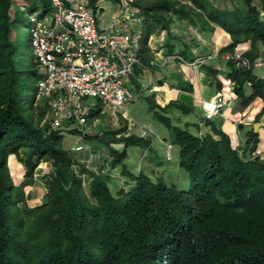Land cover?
Segmentation results:
<instances>
[{"label": "trees", "instance_id": "obj_1", "mask_svg": "<svg viewBox=\"0 0 264 264\" xmlns=\"http://www.w3.org/2000/svg\"><path fill=\"white\" fill-rule=\"evenodd\" d=\"M11 6V0H0V264H264V162H241L229 150L228 137L212 124L218 139L185 138L187 156L181 158V168L188 178L187 188L164 184L158 190L141 172L126 205L138 220L122 217L113 204L117 195L110 191L111 177L86 169L69 155L60 134L39 126L46 108L37 107L36 122L25 116L33 73L27 63L29 33L24 31L17 44V28L23 22L11 14ZM134 6L144 24L140 53L145 63L151 52L146 39L157 24H165L169 12L192 26L227 32L231 43L219 55H234L239 44L249 43L246 55L252 61L258 46L264 45V0H239L228 9L216 7L211 0H186L183 5L174 0H134ZM43 8L49 9L47 1ZM224 61L228 70L221 74L234 83L241 105L247 107L256 98L264 101V78L233 59ZM203 70L214 78L219 72L208 65ZM216 85L220 91L222 84ZM171 107L162 111L168 113ZM187 109L184 105L181 111ZM154 118L170 123L166 115L156 113ZM105 134L110 132L103 139H92L105 141ZM246 134L247 144L255 145L258 134L252 128ZM126 140L132 146H148V141L136 136ZM124 154L113 151L114 167L134 178L123 163ZM10 156L22 166L20 185L11 176ZM73 164L89 181L93 201L82 191ZM26 187L46 192L39 206L28 207L31 193H25ZM155 193V205L148 210Z\"/></svg>", "mask_w": 264, "mask_h": 264}, {"label": "clouds", "instance_id": "obj_2", "mask_svg": "<svg viewBox=\"0 0 264 264\" xmlns=\"http://www.w3.org/2000/svg\"><path fill=\"white\" fill-rule=\"evenodd\" d=\"M46 1L49 5V0H46ZM107 1L109 2V5L102 4L98 12H96V10L94 9V12L96 14V21H98V23H100V21H102L103 23L105 22L104 19H101L98 17V14H104L106 11V7H110L111 3L109 0ZM133 1L134 0H132V3ZM11 2L13 5V0H11ZM78 2L80 1L78 0ZM119 4H120V1H119ZM38 5L39 4H37L35 10L34 8L30 9V11H32L30 13L31 15H33L36 12ZM21 7H24L25 10L24 11L21 10ZM18 8L20 11L24 13L27 11V6L25 5H18ZM49 8H50V5H49ZM132 8L137 9L136 7H133V6ZM11 11H12V6L10 8V12ZM40 11H49V9L48 10L44 9L42 5V8ZM40 11H37V13ZM118 11H116L115 13H117ZM139 16H140V12L138 14V21L136 22V24L141 23ZM172 16H175V15L173 13H170L169 17L174 19ZM112 18L110 19V22L108 24H104V25L107 26L111 24ZM21 27H23L22 24H20L17 30H19ZM26 27H28V33H29L30 19L28 20V25ZM140 27L142 26L139 25L135 27L134 30L138 28L139 34L141 36ZM211 32L213 33L214 30ZM195 36L196 35H194V37ZM29 38H30V34H29ZM141 40H142V37L140 41ZM185 41L189 43L191 39L190 40L185 39ZM230 41H231V37H230ZM228 44L229 43H227L226 45ZM142 46L143 45L141 44L140 49L135 53L136 54L135 58L137 59V62L135 63L126 62L125 63V67L129 68L131 71L130 74L127 75L128 80H129V82L126 84L127 85L126 92L128 93V98H129L127 105L117 110L106 109V107L103 105L102 99L100 98H95L97 100V103L93 104L95 106L94 113L91 114L89 120H94V121L97 120L96 122L98 123L100 121V119L98 118L99 114H109L108 119L110 123L108 124L110 125L109 129L113 128L112 130L114 131V136L112 137L113 140L108 141V139H106L105 141H98V140L92 139L93 137H100V139H103L104 133L108 132L106 130L104 131L103 129H97L94 126L90 130V132H88L84 137H81L80 131L77 128H74L72 126L68 127L67 125H65L57 130H51L50 128L51 113L48 110L47 101L43 97H41V95L38 93V88H37L38 83L35 88L36 89L35 98H40L42 100V105L46 108L45 115L42 118L41 122L39 123V126L41 128H47L48 133L56 132L60 134L62 137H64V135L76 137V143L72 147L68 148L67 145L65 146L66 150L69 152V155H73L76 158V161L79 163H82L86 169L90 168L96 174L109 175L111 177L112 183L113 181H116V179H113V178L118 177L120 180V183H121V180H123L126 185L125 188L118 189L116 192H113L114 194L111 192L113 196L117 195L113 204L115 205L117 211L121 214L122 217L130 219L135 222L136 220H138L136 212L133 209H127L126 205H127V201L130 199V196H131V191H132L131 189L137 184L138 178H135V177L138 176L141 172H144V170L141 169V166H144L146 168V165L149 163L153 165V167L151 165L148 166L152 174L148 175L147 173L145 172L144 173L148 175L151 180L154 181L153 185L157 186L158 190H160L164 186V184H165V187H177L178 189H186L187 184H188V178H187L186 173L184 172L185 178H180L181 174H175L174 176V174H172L173 167L175 166L179 168L181 171H183L181 168L182 166L181 158L187 156V153L185 152V149L187 148V145H185L186 144L185 138L187 136L198 138L201 141L205 139L207 136H212L215 139H218V135L212 129V124L217 125L220 131L228 137L229 150L233 152L241 162L257 163L260 165L264 162V158H262V155L264 154V148H261V149L259 148V145L262 144L261 137L264 135V130L259 133L260 128L264 127V123L261 122V120L264 118V112L262 113V110L264 108V101L262 99L260 98L255 99V100L257 99L261 100L263 103V108L261 109L259 113L255 114V116L253 115L248 116L246 115L245 112L241 113L242 111H244V109H246V112H248L249 110L248 106L243 107L241 105V101L239 100L238 96L235 93L234 83H232L229 79H227L223 74L219 72L216 75V83L217 81H219L222 84L221 90L218 91V93H216L213 97L202 100L199 103V110L197 112L194 110L195 107L192 105V97L190 96L189 92L183 91L182 86L178 87L179 85L178 79L175 80L176 87H172L170 89L172 91H176V93L174 94L175 97L173 99H169L168 97H165L163 99L162 95L160 94L161 92H163L164 95L165 93H167L164 91H160V88H162L164 85H167L166 82L168 80V77L163 72H166V69H165L166 67H170V65H173V64H177L179 66L181 64H185V68L187 67L188 69H191V68L199 69V68L206 66L205 64L207 62L221 58L222 60L233 59L238 65L236 54L240 53L242 58L247 62V64L238 65V66H241L246 69H250V68L251 69H261V68L264 69V61L262 62L261 58H255L254 60L251 61L247 57L246 53L247 51H249V43L239 44L234 50V55L228 54V53L219 55V51L221 50L220 49L218 51H215L213 54H210L208 58L203 57L201 60H199L198 58L195 57L194 61L192 62H187L186 59L181 54L180 50H177L169 54L159 53L155 57V60H152V61L149 60L147 63H145L142 60V54L140 53ZM245 46H248V48H246ZM148 47L151 51L150 54L155 53L154 51L151 50L150 45H148ZM29 49H30L29 52H32L30 45H29ZM172 55H177L179 58L176 60L167 59L168 57ZM32 61L34 63L35 72L38 73L37 68L35 66L33 55H32ZM256 63H260V65L256 66ZM156 70H157L156 75H154L155 74L154 71ZM146 71L149 72L147 76H146ZM227 85L231 86L232 89L230 91L225 92V88ZM180 94H185L189 96L191 98V103L187 104L185 102L180 101L179 99ZM92 98L94 97H89L88 101L89 99H92ZM147 98L150 99L149 107L152 109L151 110L152 118L155 121L160 123V125H155V126H158L159 128L162 125L166 129H160V130L155 131L149 125H141V124L138 125L134 123L133 120L128 116V107L130 105L138 102L139 100H145ZM220 99L222 100V105L219 107L216 113L206 108L205 106L206 103L217 104V102ZM255 100L253 102H255ZM233 101L239 102L238 107H237L239 109L235 107L232 109V107L234 106L232 104ZM40 105L41 104L37 105L36 109ZM169 105L172 106L171 110L168 113H164L162 110L168 107ZM184 105L188 107V109L185 112L181 111L183 110ZM227 110L230 111L229 115H227L226 113ZM236 110L238 111L236 112ZM170 112L175 117L173 118L170 117L169 116ZM37 113H38V109H37ZM156 113H159L161 115H166L170 119V123L165 124L155 119L154 115ZM224 115L227 116L228 118L234 115H239V118H236L237 122H235L233 119H226ZM243 116H245V118L252 119V121L250 123H245L241 121V117ZM258 116L259 118L257 119ZM30 118L35 121L33 116ZM217 119H219L220 121H216ZM228 121L230 122L231 126L235 127L236 137H230L226 132L223 131L224 124L225 122H228ZM252 122L253 123L255 122V123L251 124ZM255 125L258 126L256 131L254 129ZM189 126H191L192 128H190ZM245 127H247L249 130L252 128L253 133L258 134V141L256 142L255 145L247 144V137H246L247 134L246 133L249 130L244 132ZM207 128H210L209 132L202 131ZM105 136L107 135L105 134ZM131 136H136L139 140L148 141V146H143L139 143L138 144L136 143L135 146L128 144L126 139ZM88 139L97 141L101 145V152L99 154L95 153L93 150L95 146L94 142H93V146H90L89 144H87ZM105 142H109V144L106 145ZM62 143L64 145V139ZM78 147H81V150H77ZM134 150H138V152H141L138 165H135L130 160L131 153ZM113 151L117 152L119 155H122L123 153H125L124 158L121 156L123 159V163L128 165V167L132 166L134 169L136 168L135 175L133 173V170H129L133 174L134 178H129L125 176L124 174H122L118 166L114 167V158L116 157L113 155ZM142 161H145V163H141ZM88 162L92 163L93 169L88 166ZM94 165H97L98 168L96 169ZM72 169L75 175L77 177H80L82 191L91 201H93L92 197H90L89 181L86 180L87 178L85 174H81V170H82L81 167L77 164H73ZM116 170H119L120 175ZM117 186L118 185H116L115 187L110 186V191L111 190L113 191V189L117 188ZM156 199H157V194L155 193L148 203V210H151L154 207ZM118 202H121V204H119ZM108 246L110 247V249H113V245H108ZM225 258H227L226 254H224L223 256V259Z\"/></svg>", "mask_w": 264, "mask_h": 264}, {"label": "built area", "instance_id": "obj_3", "mask_svg": "<svg viewBox=\"0 0 264 264\" xmlns=\"http://www.w3.org/2000/svg\"><path fill=\"white\" fill-rule=\"evenodd\" d=\"M119 1L121 8L107 26L96 21L94 12L102 4L109 5L107 0H96L92 9L78 0H72V6L49 0V11L30 16V48L41 74L37 88L47 101L51 130L67 125L77 128L81 137L90 132L93 124L89 118L95 106L89 103V97L102 99L106 109L127 105V75L131 71L125 63L137 62L135 53L140 49L141 36L138 28L133 30L139 11L132 8V0ZM178 58L172 55L167 59ZM236 59L238 65L247 64L240 53ZM221 105V99L217 104H205L214 113Z\"/></svg>", "mask_w": 264, "mask_h": 264}, {"label": "rangeland", "instance_id": "obj_4", "mask_svg": "<svg viewBox=\"0 0 264 264\" xmlns=\"http://www.w3.org/2000/svg\"><path fill=\"white\" fill-rule=\"evenodd\" d=\"M23 1H24L25 4H27V11L25 13L19 10L18 5H17V0L13 1L12 11H11V14H16L18 16L19 20L23 22L22 23L23 27H21L18 30V34H19L18 38H19V40H18L17 44H20V42L22 40V34L24 33V31L27 30V33H28V27H26V26L28 25L29 16L31 15L30 13L32 12V11H30V8H29L32 0H23ZM45 1L46 0H36V1H34V4H33L34 10L36 9L37 4H39L38 8H37V10H36V12L34 14H36L37 11L41 10L42 5L44 4ZM67 1L71 2L72 0H67ZM174 1H176L177 3H179L181 5L186 3V0H174ZM211 1L216 7H219L221 9L231 8L233 3H235V2H237V4L239 3V0H211ZM109 8L110 7H106L105 13L104 14H98V17L101 18V19H104V20H110L113 17V15L115 14L114 12L116 10V7H111L110 9ZM172 17L176 18V16H172ZM127 22H130L131 25L134 26L133 21L129 20ZM139 25L143 26L144 24L143 23H137L134 26V28L139 26ZM168 25H170L171 27L175 26L174 27V29H175L174 32H171L172 28L169 27V30H170L169 34L173 35V36H175V35L181 36V38L183 40L181 42H183V43L185 42V40H184L185 37H188V38H185L186 40H190L192 38L193 34H191V32H192L191 28L193 26L192 25L190 26V24H188L187 21H182V22L177 21L176 22V21H170V20L165 19V24H164V22L162 24H157L156 25L157 31H154V33H152V35L148 36L147 39H146V44L150 45L151 46V50L154 51L155 53L157 52L156 46L160 44L161 38L164 35L163 33L161 34V30H159V29H161L162 27H166L165 29H167ZM149 26H150V28H152L154 26L153 22L149 23ZM134 28H133V30H134ZM140 28H141V30L143 29V27H140ZM217 30H219V29H217ZM198 33H200L199 29H198ZM212 34H214V32ZM203 37L206 39L205 43L208 44L210 42V40H211V35L206 33V34L203 35ZM142 41H143V38H142ZM142 41H140V42L142 43ZM28 43L30 45V38H29V42ZM210 44H212V45L208 48V50H203L202 49L201 52H199V51L197 52L196 50H194L193 54L196 55L195 57L198 58L199 60H201L203 57L208 58V56H210V54H213L215 51L220 50V47H224L225 46L224 45L225 43H222L223 45L217 44L216 41H215V38L213 39L212 42H210ZM261 51H262V52H260V55L262 56L261 57V61L263 62L264 61V47L261 48ZM18 52H19V54L21 53V49H20L19 46H18ZM32 55H33V53L30 52L29 56L27 57L28 58V62L27 63L29 64V69L33 73L30 74L29 82H28V84H29L28 86H29V91L30 92H29V95H28V102H27V104H25L26 109H28L27 112L25 113V116L28 119L33 116V118L35 119V122H36L37 121V109H36V106L39 105V104H42V100L40 98H35V91H36L35 88H36L37 83L41 79V74L37 73V72H35V74H34V71H32V69H31L32 68V64H31ZM180 57H182V56H180ZM180 67L181 68L182 67L185 68V64H181ZM254 73L257 76H260L262 74V71L260 69H255ZM178 79H179V83L183 84L182 80L180 78H178ZM171 92H174V91H171ZM164 96L167 97L168 96V92L165 93ZM257 100L255 101V103L253 102L250 106H248V108H249L248 112H246V109H244L243 113L245 112L246 115H248V116H251V115L255 116L254 111H256V114L259 113L261 111V109L263 108V103L259 101L260 104H258ZM30 102H33V104H31L32 108H29L30 105L28 103H30ZM89 103L96 104L97 100L95 98L89 99ZM149 104H150V99H148V98L145 99V100H139L138 102L133 103L132 105H130L128 107V116L133 120L134 123H136L138 125L139 124H141V125H149L155 131L160 130V129H166L162 125L159 128H158V126H155V125H160V123L155 121L152 118V112H151L152 109L149 107ZM259 106L261 107V109L260 110H255L256 107L258 108ZM237 111L238 110H236V112ZM227 112H228V110L226 111V113ZM229 114H230V111H229L228 115ZM108 116H109V114H99L98 118L100 119V121L97 123L94 120H90V123L93 124V126L96 127L97 129H103L104 131L105 130L106 131L110 130L109 131L110 134L107 135V138L109 139V138L113 137L114 131L112 130L113 128L109 129L110 125L108 123H110V122H109ZM169 116L172 117V118L175 117L173 114H171V112H170ZM262 120H261V122H262ZM182 121H183V119H182ZM216 121H220V120L217 119ZM241 121H243L245 123H250L252 121V119H248V118H245V116H243V117H241ZM254 123L252 122L251 124H254ZM181 125H183V124H181ZM189 127L192 128L191 126H189ZM247 130H249V129L247 127H245L244 128V132H246ZM263 130H264V127H261L260 130H259V133L262 132ZM63 139H64V146L67 145L68 148L72 147L76 143V137H74V136L64 135ZM261 139H262L263 145L262 144L259 145L260 149L264 148V137H261ZM93 142L95 143V146H94L93 150H94L95 153L99 154L101 152V145L97 141H94L92 139H88L87 140V144H89L90 146H93ZM140 153L141 152H138V150H134L131 153L130 160L135 165L139 164ZM262 158H264V154L262 155ZM141 163H145V161H142ZM8 165H9L10 172L12 174L11 176L13 177V181H14L15 185H20L23 182V179H22L23 178L22 177L23 171H22L21 164L17 161V159L15 157L11 156L8 159ZM149 165H151V163L147 164L146 168L144 166H141V169H143L144 172L147 173L148 175L152 174L150 168H148ZM43 166L45 167V164H43ZM88 166L93 169V165H92L91 162L90 163L88 162ZM151 166L153 167V165H151ZM94 167L96 169L98 168L97 165H94ZM128 170H133V173L135 175L136 168L134 169L131 166V167H128ZM116 171L120 175L119 170H116ZM172 174H174V176H175V174H181L180 178H185L184 172L181 171L179 168H177L175 166L173 167ZM37 179H40V178L38 177ZM113 179H116V181H114L110 185H113V187H115L116 185H118V186H117V188L113 189V191L111 190L112 193L116 192L120 188H122V189L125 188L126 185H125V182L123 180H121V183H120V180H119L118 177L117 178H113ZM179 180H181V179H179ZM34 189H36V190H34ZM24 191H25L26 194L31 193V198L28 201V207L29 208H34L36 206H39L41 201H42V198L46 194V192L40 187H38V188H35V187L34 188H32V187L31 188H27L26 187L24 189Z\"/></svg>", "mask_w": 264, "mask_h": 264}, {"label": "crops", "instance_id": "obj_5", "mask_svg": "<svg viewBox=\"0 0 264 264\" xmlns=\"http://www.w3.org/2000/svg\"><path fill=\"white\" fill-rule=\"evenodd\" d=\"M15 1V0H13ZM34 1L36 0H32L29 8L30 9H33V4H34ZM82 4H84L86 7H90V8H95L94 4H95V0H94V4L92 5L91 4V0H79ZM111 5H110V8L111 7H116V11H118L120 8H121V5L119 4V0H109ZM63 2L68 5V6H72L71 2L67 1V0H63ZM17 5H25L27 6V4L24 3L23 0H17ZM133 7L134 6V1L133 3L131 4ZM109 8V9H110ZM114 12V13H115ZM169 14H166L165 17L167 20H170V21H179L176 18L172 19L169 17ZM112 15V14H111ZM182 21H186L185 19L182 20ZM182 21H179V22H182ZM110 22V20H105L104 24H108ZM189 24V23H188ZM191 26V25H190ZM169 27H171L170 25L167 26V29H159L161 30V34L163 33L164 37L162 36L161 38V41H160V44L156 46V50H157V54L156 53H153V54H149V58L150 60H155V57L159 54V53H163V54H169V53H172L173 51H177V50H180L181 54L183 55V57L186 59L187 62H192L194 61V58H195V54H193L194 50H196L197 52H201L202 49L203 50H208V48L212 45L210 44V42L213 41V39L215 38V41L217 44H221L223 45L222 43H225L224 45H226V43H230V37L227 33H225L223 30H220L219 28H214V34H212V29L211 27L209 26L208 28L205 26L203 28H198L197 26H194L191 28L192 29V32L191 34H193L192 38H191V41L188 43V42H181L183 41L181 36L179 35H170V30H169ZM174 27H171V32H174ZM200 27V26H199ZM198 29H199V32L201 33H198ZM219 29V30H217ZM173 30V31H172ZM157 31V29L155 30ZM176 32V31H175ZM210 34L211 35V40L210 42L207 44L205 43V38L203 37L204 34ZM173 34V33H172ZM194 34L196 35L194 37ZM185 38H188V37H185ZM184 38V40H185ZM227 41V42H226ZM179 42V44H178ZM174 45V47H173ZM246 48H248V46H245ZM264 45H260L258 46V52H257V56L256 58H261L262 56L260 55V52L261 51V48H263ZM222 47H220L221 49ZM248 52V51H247ZM217 60V61H216ZM216 60H213V61H210V62H207L205 65H208V66H212L214 69H217L219 71V73H226L227 72V67H226V61L222 60L221 58L220 59H216ZM166 72H163L167 77H168V80H167V85H164L162 88H160V91H164V92H168V98L169 99H173L175 97V93L176 91L174 92H171L172 90H170L172 87H176V82L175 80H177L178 78H180L182 80V83L183 84H180L178 85L181 86V85H184L185 87H190L191 88V92H189L190 96L192 97V105L195 107L194 110L197 112L199 110V103L204 100V99H209L211 97H213L216 93H218L217 91V85H216V78H214L213 76H210V72H205V70H203V67L202 68H199V69H196V68H191V69H188L187 67L184 68V67H180L179 65L177 64H173V65H170V67H166ZM262 71V74L260 75V77L264 78V69L261 68L260 69ZM151 72V70H150ZM156 71H154V75H156ZM149 74L148 71H146V76ZM189 79V80H188ZM179 80V79H178ZM232 88L231 86H226L225 88V92L227 91H230ZM163 97V99L165 98L163 92L160 93ZM256 101V100H255ZM262 102L261 100H257V103L260 104V102ZM255 103V102H254ZM232 104L234 105L232 107V109L235 107L237 108L238 107V104L239 102L238 101H233ZM239 109V108H237ZM261 107L259 106L258 108L256 107L255 110H260ZM229 111L227 112V115H228ZM243 113V111L241 112ZM254 113L256 114V111H254ZM198 114V113H197ZM225 116V115H224ZM241 116V115H240ZM226 119H233L235 122H237L236 118H239V115H234V116H231V117H227L225 116ZM262 122L264 123V118L262 120ZM203 132L204 131H207L209 132L210 131V128H207V129H204L202 130ZM223 131L226 132L230 137H236V134H235V127L234 126H231L230 122H225L224 124V127H223ZM264 137V135L262 136ZM263 145V143H262Z\"/></svg>", "mask_w": 264, "mask_h": 264}, {"label": "water", "instance_id": "obj_6", "mask_svg": "<svg viewBox=\"0 0 264 264\" xmlns=\"http://www.w3.org/2000/svg\"><path fill=\"white\" fill-rule=\"evenodd\" d=\"M179 99H180V101L185 102L187 104H190L191 103V98L189 96L185 95V94H180L179 95ZM257 127L258 126L255 125V127H254L255 131L257 130ZM47 203H48V200L45 199L44 200V204H47Z\"/></svg>", "mask_w": 264, "mask_h": 264}]
</instances>
